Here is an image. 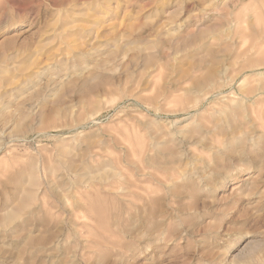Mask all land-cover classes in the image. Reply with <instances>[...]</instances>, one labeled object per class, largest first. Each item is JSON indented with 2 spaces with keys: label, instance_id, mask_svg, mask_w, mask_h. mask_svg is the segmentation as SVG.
Segmentation results:
<instances>
[{
  "label": "rangeland",
  "instance_id": "1",
  "mask_svg": "<svg viewBox=\"0 0 264 264\" xmlns=\"http://www.w3.org/2000/svg\"><path fill=\"white\" fill-rule=\"evenodd\" d=\"M0 264H264V0H0Z\"/></svg>",
  "mask_w": 264,
  "mask_h": 264
},
{
  "label": "bare ground",
  "instance_id": "2",
  "mask_svg": "<svg viewBox=\"0 0 264 264\" xmlns=\"http://www.w3.org/2000/svg\"><path fill=\"white\" fill-rule=\"evenodd\" d=\"M105 181V180H104Z\"/></svg>",
  "mask_w": 264,
  "mask_h": 264
}]
</instances>
